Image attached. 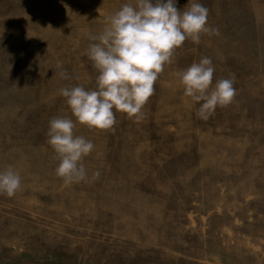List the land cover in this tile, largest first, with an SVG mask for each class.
I'll list each match as a JSON object with an SVG mask.
<instances>
[{
  "label": "rangeland",
  "instance_id": "obj_1",
  "mask_svg": "<svg viewBox=\"0 0 264 264\" xmlns=\"http://www.w3.org/2000/svg\"><path fill=\"white\" fill-rule=\"evenodd\" d=\"M129 2L0 0V170L22 179L0 194V264H264V0H199L219 35L184 41L138 114L77 123L87 179L56 175L49 120L75 119L58 90L95 88L90 37ZM202 57L235 88L206 121L176 75Z\"/></svg>",
  "mask_w": 264,
  "mask_h": 264
},
{
  "label": "clouds",
  "instance_id": "obj_2",
  "mask_svg": "<svg viewBox=\"0 0 264 264\" xmlns=\"http://www.w3.org/2000/svg\"><path fill=\"white\" fill-rule=\"evenodd\" d=\"M177 0H135L124 3L105 18L103 30L92 35L87 57L97 71L96 86L66 85L58 90L75 119L49 120L47 143L59 158L55 169L66 184L87 179L82 162L94 149L91 140L74 134L77 123L89 128L110 129L117 111L138 114L154 92V84L174 51L191 38L199 43L202 34L219 35L207 25L208 9L199 0H189L181 11ZM60 75L70 79L62 66ZM215 68L210 57H202L176 73L183 95L198 105L196 115L208 120L217 107L230 104L235 95L232 79L213 84ZM99 173H93L98 176ZM21 176L12 166L0 170V194L11 197L21 187Z\"/></svg>",
  "mask_w": 264,
  "mask_h": 264
}]
</instances>
